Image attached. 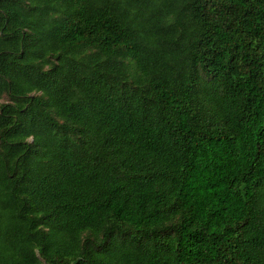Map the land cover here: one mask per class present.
I'll return each instance as SVG.
<instances>
[{"label":"trees","instance_id":"16d2710c","mask_svg":"<svg viewBox=\"0 0 264 264\" xmlns=\"http://www.w3.org/2000/svg\"><path fill=\"white\" fill-rule=\"evenodd\" d=\"M0 264H264V0H0Z\"/></svg>","mask_w":264,"mask_h":264}]
</instances>
